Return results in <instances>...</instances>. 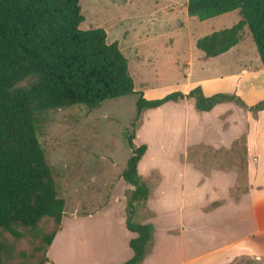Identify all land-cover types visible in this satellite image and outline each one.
I'll use <instances>...</instances> for the list:
<instances>
[{
    "label": "rangeland",
    "instance_id": "obj_1",
    "mask_svg": "<svg viewBox=\"0 0 264 264\" xmlns=\"http://www.w3.org/2000/svg\"><path fill=\"white\" fill-rule=\"evenodd\" d=\"M188 1L80 0L81 29H104L108 42L119 44L137 93L93 110L79 105L37 116L39 140L66 201L65 223L76 211L93 215L83 223L84 243L91 237L85 231L101 228L92 259L84 243L61 236L51 253L59 264H117L131 252L125 208L133 188L122 174L132 155L137 101L141 94L154 100L196 87L206 96L237 95L246 107L230 102L200 112L185 98L142 113L134 142L148 146L140 171L149 198L135 206L133 222L154 229L144 264H264V111L253 110L264 100V68L247 27L228 53L206 58L198 40L242 16L238 10L201 21L189 15ZM35 81L30 76L17 87ZM222 172L233 177L220 183ZM40 226L51 232L54 223ZM3 239L16 247L5 264L24 263L21 252L42 245L30 235ZM43 258L37 252L31 262Z\"/></svg>",
    "mask_w": 264,
    "mask_h": 264
},
{
    "label": "trees",
    "instance_id": "obj_2",
    "mask_svg": "<svg viewBox=\"0 0 264 264\" xmlns=\"http://www.w3.org/2000/svg\"><path fill=\"white\" fill-rule=\"evenodd\" d=\"M80 0H0V264L16 256V247L3 239L27 235L41 239L32 252H21L24 263L46 264L48 251L62 228L66 201L60 197L54 172L38 136L39 114L83 105L96 109L106 100L137 93L128 60L117 42L109 43L104 29L83 30ZM242 20L197 42L206 58L228 53L247 27L264 68V0H189L188 13L201 21L234 11ZM30 76L29 88L17 87ZM194 100L196 110L211 112L223 103L245 102L237 95L206 96L201 87L176 91L150 100L140 95L137 117L128 136L132 155L122 176L132 186L127 196V228L136 233L129 245L133 257L124 264H142L149 255L153 226L133 222L135 206L148 201L149 188L139 173L147 144L137 146L135 132L143 112L169 102ZM254 111H264V100ZM44 220L54 223L43 232ZM23 228L24 230H20ZM44 258L32 263L35 253Z\"/></svg>",
    "mask_w": 264,
    "mask_h": 264
},
{
    "label": "crops",
    "instance_id": "obj_3",
    "mask_svg": "<svg viewBox=\"0 0 264 264\" xmlns=\"http://www.w3.org/2000/svg\"><path fill=\"white\" fill-rule=\"evenodd\" d=\"M219 106V105H218ZM217 107V106H216ZM215 107V108H216ZM214 108V109H215ZM213 111V110H212ZM144 161V159L142 160V162ZM142 162L139 164V173L141 174L142 172L140 171L141 170V164H142ZM216 174H218V173H216ZM142 175V174H141ZM219 175H221L223 178L222 179H218V181L220 182V183H222V182H225L224 181V179H226L225 177H233V175L232 174H228V173H224V172H222V173H219ZM232 185H234V183H233V179H231L230 180V183H228V185H227V187H228V191L230 192V187L232 186ZM132 187V186H131ZM217 189V188H216ZM148 201H146V203H147ZM241 203V202H240ZM240 203L239 204H235V205H240ZM125 211H126V208H125ZM65 216H66V214H65ZM65 216L63 217V221H62V228H61V230L58 232V234L56 235V237H55V239H54V241H53V243H52V245H51V247L49 248V251H48V258H49V262L48 263H46V264H59L58 263V261L53 257L52 258V256H51V253H52V250H53V248L55 247V245H56V243H57V241L59 240V238L61 237V236H63L64 234H65V237H66V239L67 240H69V238L70 239H77L79 242H80V244H83L84 243V234H83V231H84V226H83V223L85 222V221H87V220H90V219H93V215H80V213L79 212H75L74 213V215H73V219L72 220H70L69 222H66L65 223ZM80 216H82V217H80ZM122 220H124V219H122ZM105 226H108V230H109V228H110V223H107ZM98 229V230H97ZM97 229H91V230H88V231H85V232H88V234H91L90 236V239H89V241L87 242H85L84 244V247H85V251H84V254L86 255V257L88 258V256H89V258L88 259H92L93 257L95 258V257H97V253L99 252V249H98V247H97V245L99 244V243H97L96 241H94V240H97L96 238H97V236H98V234H99V230L101 229L100 227H97ZM97 232H98V234H97ZM131 233V235H132V237L130 238V240L131 239H133V238H136L137 237V234L136 233H133V232H130ZM92 235H93V237H92ZM91 247V248H90ZM96 247H97V249H96ZM87 250V251H86ZM131 250V249H130ZM126 254L124 253V255H123V258L119 261V262H121V263H117V264H124L127 260H129V259H131L132 257H133V252H132V250H131V252L128 250V249H126ZM149 256V255H148ZM148 256L144 259V261L142 262V264H144V262L146 261V259L148 258ZM75 257V255L74 254H71L70 255V258L72 259V258H74ZM81 261L82 262H84V263H89V262H87V261H85L84 259H81ZM92 264H97L96 262H94V263H92Z\"/></svg>",
    "mask_w": 264,
    "mask_h": 264
}]
</instances>
